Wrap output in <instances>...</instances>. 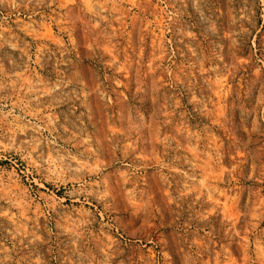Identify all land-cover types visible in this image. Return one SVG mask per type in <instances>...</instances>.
Segmentation results:
<instances>
[{
    "label": "rangeland",
    "instance_id": "1",
    "mask_svg": "<svg viewBox=\"0 0 264 264\" xmlns=\"http://www.w3.org/2000/svg\"><path fill=\"white\" fill-rule=\"evenodd\" d=\"M0 264H264V0H0Z\"/></svg>",
    "mask_w": 264,
    "mask_h": 264
}]
</instances>
